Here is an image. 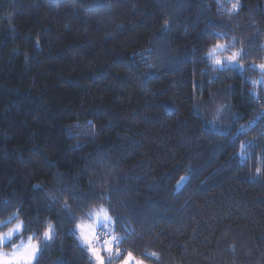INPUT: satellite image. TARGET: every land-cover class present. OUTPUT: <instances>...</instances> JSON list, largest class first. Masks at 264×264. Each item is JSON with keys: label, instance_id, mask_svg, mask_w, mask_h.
I'll return each instance as SVG.
<instances>
[{"label": "trees", "instance_id": "trees-1", "mask_svg": "<svg viewBox=\"0 0 264 264\" xmlns=\"http://www.w3.org/2000/svg\"><path fill=\"white\" fill-rule=\"evenodd\" d=\"M240 3L0 0V221H59L41 264H94L69 215L101 205L143 264H264V123L235 147L208 123L235 136L264 111V0ZM217 42L243 73L212 70Z\"/></svg>", "mask_w": 264, "mask_h": 264}, {"label": "snow or ice", "instance_id": "snow-or-ice-1", "mask_svg": "<svg viewBox=\"0 0 264 264\" xmlns=\"http://www.w3.org/2000/svg\"><path fill=\"white\" fill-rule=\"evenodd\" d=\"M229 3L230 14L238 15L244 7L240 3V0H229ZM223 35V33H217L218 37H222ZM37 47H39V41H37ZM232 47H235V43H233ZM228 50V45L217 42L208 49L204 59L210 63L213 71L239 70L243 73L245 69L242 62L247 59V53L243 49H239L226 54ZM248 70L259 71L261 74L259 80L249 81L253 86V91L250 93L251 100L261 103L260 93L257 89L264 87V63L255 64L253 62L249 65ZM91 123L89 121L90 125ZM208 123L217 132L226 131V136L231 137L232 147H235L236 141L240 140L242 136L250 131H255L258 124L264 123V111L260 112L253 120L248 121L246 125L241 124L236 129L238 134L235 136L232 134V127H235V124L239 123L235 118L234 124L226 130L217 127L214 121H209ZM258 147H261V145L254 141L240 143L239 152L236 156L240 160H245V158L250 159L249 150L255 151ZM261 172V167H257L256 175H261ZM183 179L181 178L182 181ZM34 188L43 191L40 185H35ZM72 198L76 199L75 196ZM91 198L100 199V196ZM55 203H58V200L50 197L49 207ZM61 211L66 214L70 213V206L67 201L63 204ZM88 216L89 219L87 221L81 219L79 222H76V218L71 215H69V219L75 223L73 234L80 241V246L90 253L95 264H105V258L102 253L107 255L109 264H113L114 258H120V264H143V261L137 260L131 252H128L125 256L120 251V238L115 235H111L110 238H102L98 233V229L100 228L107 232H113L115 226L119 223L118 218L111 215L109 207L101 205L91 211ZM36 223L39 225L40 221L37 219ZM59 227V221L54 224L51 220H46L42 233L38 235L36 232H32L30 224L26 225L20 219L18 212L13 213L6 221H0V264H41L46 250L51 247V242L55 241L57 228ZM152 255L155 256V253Z\"/></svg>", "mask_w": 264, "mask_h": 264}, {"label": "rangeland", "instance_id": "rangeland-1", "mask_svg": "<svg viewBox=\"0 0 264 264\" xmlns=\"http://www.w3.org/2000/svg\"><path fill=\"white\" fill-rule=\"evenodd\" d=\"M89 219V217H88ZM98 233L102 236V238H110L111 235H115L116 237H118V234L115 232V229L113 232H107L106 230L100 228L98 229ZM119 238V237H118ZM26 239V238H25ZM18 242V241H17ZM80 242V241H79ZM102 255H104V258H105V264H109L108 262V258H107V255L105 253H102ZM116 258L113 259V261L115 260ZM94 261V260H93ZM94 264H95V261H94ZM120 264V263H119Z\"/></svg>", "mask_w": 264, "mask_h": 264}]
</instances>
